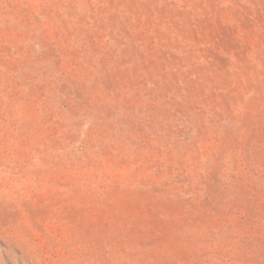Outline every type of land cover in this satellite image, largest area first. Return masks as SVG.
<instances>
[{"label":"rangeland","instance_id":"rangeland-1","mask_svg":"<svg viewBox=\"0 0 264 264\" xmlns=\"http://www.w3.org/2000/svg\"><path fill=\"white\" fill-rule=\"evenodd\" d=\"M0 264H264V0H0Z\"/></svg>","mask_w":264,"mask_h":264}]
</instances>
